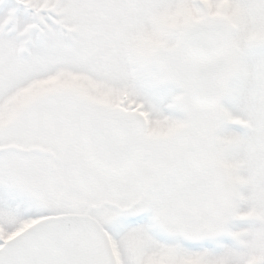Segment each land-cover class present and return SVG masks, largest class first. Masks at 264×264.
<instances>
[{
    "label": "snow or ice",
    "instance_id": "1",
    "mask_svg": "<svg viewBox=\"0 0 264 264\" xmlns=\"http://www.w3.org/2000/svg\"><path fill=\"white\" fill-rule=\"evenodd\" d=\"M0 264H264V0H0Z\"/></svg>",
    "mask_w": 264,
    "mask_h": 264
}]
</instances>
